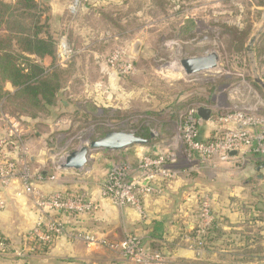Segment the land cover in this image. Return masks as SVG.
<instances>
[{
    "label": "rangeland",
    "instance_id": "obj_1",
    "mask_svg": "<svg viewBox=\"0 0 264 264\" xmlns=\"http://www.w3.org/2000/svg\"><path fill=\"white\" fill-rule=\"evenodd\" d=\"M92 4L93 0H79L63 17L64 26L50 24V34L57 39L66 35L69 47L66 54L56 52L54 66L30 56L47 71L57 67L63 90L51 105L55 114L50 115V108L26 110L0 102V138L18 131L21 139L17 146L26 148L37 162L40 159V167H33L48 179V186L50 171L54 174L61 169L66 154L101 138V124L114 131L149 127L154 137L147 148L161 144L165 149L177 143L181 124L200 106L211 109L215 129L222 127L217 131L232 126L218 121L219 112L238 111L264 121V0H121L99 8ZM40 8L43 15L48 14L46 4ZM135 39L142 40L137 56L131 54ZM116 50L132 59V74L124 75L111 66L109 60ZM213 51L219 55L214 69L189 75L180 64L183 58ZM173 152L176 168L195 170L181 172L165 182L183 175L192 177L206 169V161L201 158L187 160L185 149ZM247 154L233 158L216 151L211 155L209 170L218 173V164L224 159L240 165L254 161ZM97 155L102 160L107 157L110 163H128L108 151L90 157ZM124 238L114 242H123Z\"/></svg>",
    "mask_w": 264,
    "mask_h": 264
},
{
    "label": "crops",
    "instance_id": "obj_2",
    "mask_svg": "<svg viewBox=\"0 0 264 264\" xmlns=\"http://www.w3.org/2000/svg\"><path fill=\"white\" fill-rule=\"evenodd\" d=\"M5 1L15 3L16 0ZM37 1L40 5L46 4L51 24L57 27L65 25L63 17L71 12V0ZM115 2L121 0H93L92 6L99 8ZM62 38L57 41L56 52ZM3 87L13 92L11 83L6 82ZM97 90H100L99 87ZM211 119H202V140L209 139L222 128L215 129ZM2 134L0 130V137ZM146 137H150V134ZM150 143L151 140L148 144H138L146 147L138 148L133 144L122 150L108 152L128 161L134 175L141 154L162 149L161 144L147 148ZM9 153L18 156L14 146H10ZM99 156H89L84 167L79 170L60 169L54 174L50 171V175L55 176L54 181L50 180V186L46 182L48 179L40 183L43 191L82 195L93 200L97 208L85 214L58 213L69 233L57 238L49 247L41 246L33 253L27 251L30 243L26 236L38 218V211L32 206L29 196L19 194L21 181L7 188L0 183V201L6 203L5 208H0V235L12 246L11 252L0 253V264H136L116 249L74 239L70 234L74 230H83L113 241L128 234L139 235L147 246H155L163 252L168 257V264H264V154H249L247 158H253L254 161L242 165L224 159L218 164V173L213 174L206 168L199 174L193 173L195 175L192 177L183 175L171 182L164 181L160 184V193L142 200L141 209L119 208L101 195V189L115 163H110L107 157L102 160ZM36 162L33 155V170L34 167H40ZM87 164L89 167H86ZM97 166L100 169L96 170ZM205 194L211 196L217 218L213 237L208 247L199 254L190 248L184 235L187 232L185 230L195 225L197 211ZM20 252L25 256L18 255Z\"/></svg>",
    "mask_w": 264,
    "mask_h": 264
},
{
    "label": "built area",
    "instance_id": "obj_3",
    "mask_svg": "<svg viewBox=\"0 0 264 264\" xmlns=\"http://www.w3.org/2000/svg\"><path fill=\"white\" fill-rule=\"evenodd\" d=\"M79 0L72 2L70 8L75 9ZM66 38L63 37L58 44V54H66L69 50ZM111 66L124 75L134 72L135 66L132 59L126 57L124 51L116 50L109 60ZM202 118L198 116L194 108L186 121L181 124V134L177 136V143L156 153H143L135 165V174L129 163L114 164L108 173L106 183L101 189V195L109 199L119 208L134 207L141 209L142 200L150 195L161 192L160 184L168 178L177 177L181 172L188 173L195 169L188 167L178 169L173 164L174 152L182 149L187 152L189 161L201 158L206 161V168L211 166V155L221 151L231 157L232 151L244 156L249 154H264V121L256 116L246 117L242 112H219L218 121L229 123L231 128L220 130L219 139L214 141L200 138V123ZM16 135V136H15ZM14 136V137H13ZM21 137L18 131L10 132L0 138V183L12 186L21 181L22 187L19 194L30 197L32 206L38 211V218L26 236L30 245L28 252H35L43 245L52 244L57 238L68 234L66 223L56 216V213L65 212L73 214H85L93 212L97 205L82 195L65 196L61 191H43L40 183L44 180L42 174L31 168V157L26 148L17 146ZM14 146L18 156L12 158L8 147ZM198 161V160H197ZM210 162V163H209ZM184 170V171H181ZM51 175L49 180L54 179ZM5 201H0V208H5ZM216 215L213 211L212 201L206 196L200 202L195 222L196 237L185 234L184 237L190 243V248L197 253L205 249L201 238L215 225ZM74 239L87 241L89 244L106 246L111 249L118 248L132 262L137 264H167L168 257L157 250L147 246L142 238L136 234H128L123 242L116 243L109 238L98 237L83 230H74L71 233ZM12 251V246L0 235V253ZM18 255L25 256L23 252Z\"/></svg>",
    "mask_w": 264,
    "mask_h": 264
},
{
    "label": "trees",
    "instance_id": "obj_4",
    "mask_svg": "<svg viewBox=\"0 0 264 264\" xmlns=\"http://www.w3.org/2000/svg\"><path fill=\"white\" fill-rule=\"evenodd\" d=\"M50 24V16L43 15L37 0H16L15 3L0 0V102L3 100L26 110L29 107L35 110L50 108V115L55 114L51 105L63 90L59 82V72H55L57 67L53 72L47 71L46 66L30 58L35 56L54 66L59 38L50 34ZM6 82L15 87L13 92L4 89L3 84ZM92 107L96 109L95 105ZM98 129L99 137L116 132L105 124L99 125ZM150 130L149 127L141 126L138 133L146 137L151 133ZM220 135L222 134L216 131L207 140L214 141ZM64 195L73 194L65 192ZM56 216L59 217V214L56 213ZM214 228L212 226L201 238L205 248L213 237ZM195 229V225L189 227L185 230L186 234L196 237ZM42 247L47 248L49 245ZM149 247L159 250L155 246Z\"/></svg>",
    "mask_w": 264,
    "mask_h": 264
},
{
    "label": "water",
    "instance_id": "obj_5",
    "mask_svg": "<svg viewBox=\"0 0 264 264\" xmlns=\"http://www.w3.org/2000/svg\"><path fill=\"white\" fill-rule=\"evenodd\" d=\"M253 40L254 37L251 39V42ZM141 45V39H135L131 43V54L133 56H137ZM218 62L219 55L213 51L205 55L183 58L181 59L180 64L184 71L190 75L214 69L218 66ZM256 81L262 83L259 78H256ZM197 114L203 120H209L211 117V109L200 106L197 109ZM153 137V133H150V137H143L138 133V131L133 130L111 132L106 134L104 137L91 141L89 147L81 146L66 154L60 164V168L63 170H79L84 167L87 162V158L93 153L122 150L133 144H148ZM230 154L236 155L237 151H232Z\"/></svg>",
    "mask_w": 264,
    "mask_h": 264
}]
</instances>
